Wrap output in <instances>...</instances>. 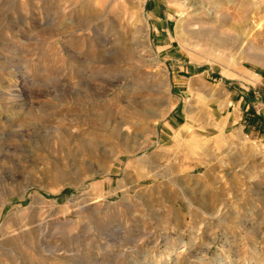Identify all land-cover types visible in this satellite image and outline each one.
<instances>
[{
	"label": "rangeland",
	"instance_id": "1",
	"mask_svg": "<svg viewBox=\"0 0 264 264\" xmlns=\"http://www.w3.org/2000/svg\"><path fill=\"white\" fill-rule=\"evenodd\" d=\"M0 264H264V0H0Z\"/></svg>",
	"mask_w": 264,
	"mask_h": 264
},
{
	"label": "bare ground",
	"instance_id": "2",
	"mask_svg": "<svg viewBox=\"0 0 264 264\" xmlns=\"http://www.w3.org/2000/svg\"><path fill=\"white\" fill-rule=\"evenodd\" d=\"M84 99V98H83Z\"/></svg>",
	"mask_w": 264,
	"mask_h": 264
}]
</instances>
